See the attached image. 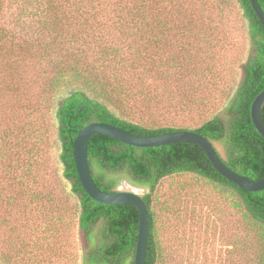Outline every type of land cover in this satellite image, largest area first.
Returning a JSON list of instances; mask_svg holds the SVG:
<instances>
[{
	"label": "rangeland",
	"instance_id": "1",
	"mask_svg": "<svg viewBox=\"0 0 264 264\" xmlns=\"http://www.w3.org/2000/svg\"><path fill=\"white\" fill-rule=\"evenodd\" d=\"M1 1L13 31H22L14 27L22 9ZM160 3L163 17L190 33L168 36L157 57L150 47L136 60L143 68L95 76L114 96L111 109L119 116L151 127L194 128L223 112L236 91L252 51L249 22L238 0ZM24 51L11 62L0 56V264H81L80 204L64 176L50 86L61 54L48 58L37 42ZM120 178L119 189L149 191ZM226 194L194 173L160 183L151 200L163 264H250L242 244L255 242V233Z\"/></svg>",
	"mask_w": 264,
	"mask_h": 264
},
{
	"label": "trees",
	"instance_id": "2",
	"mask_svg": "<svg viewBox=\"0 0 264 264\" xmlns=\"http://www.w3.org/2000/svg\"><path fill=\"white\" fill-rule=\"evenodd\" d=\"M12 1L9 9H22L18 24L14 23L22 31H13L6 2L0 0V56L8 55L6 60L11 62L32 42L43 44L49 51L48 58L54 57L53 51L61 54L50 86L56 103L64 176L80 204L78 226L86 241L81 264H135L140 221L135 206L99 202L81 182L74 142L79 131L91 122L111 123L144 136L193 130L213 142L230 168L256 180L264 177V136L252 119L253 101L264 90V25L251 0H238L249 22L252 42L242 79L224 111L194 128L151 127L119 116L111 109L114 96L99 75L95 76L107 69L118 76L128 65L143 68L135 66L136 60H142L150 47L157 57L168 36L191 30L173 17H163L160 0ZM259 2L264 10V0ZM88 150L94 179L103 191H118L120 177L149 189L142 195L151 215L146 264H163L151 196L165 178L180 173L197 174L232 198V205L239 208L255 233V242L248 239L242 244L245 259L250 264H264V189L246 191L225 178L200 145L138 147L99 133L91 138Z\"/></svg>",
	"mask_w": 264,
	"mask_h": 264
},
{
	"label": "water",
	"instance_id": "3",
	"mask_svg": "<svg viewBox=\"0 0 264 264\" xmlns=\"http://www.w3.org/2000/svg\"><path fill=\"white\" fill-rule=\"evenodd\" d=\"M254 10L264 25V10L259 0H251ZM264 90L260 92L252 104V119L264 136ZM105 134L121 142L138 146L153 147L173 143H195L207 153L215 168L228 180L236 183L246 191H260L264 189V177L256 180L244 176L230 168L217 152L213 142L201 133L193 130H180L152 136L137 135L111 123L95 121L82 128L74 142V156L81 182L87 193L95 200L105 204H127L135 206L139 211V232L135 264H146L147 246L151 228L149 206L136 191L119 189L116 192H106L99 188L94 179L89 161V142L96 134Z\"/></svg>",
	"mask_w": 264,
	"mask_h": 264
}]
</instances>
